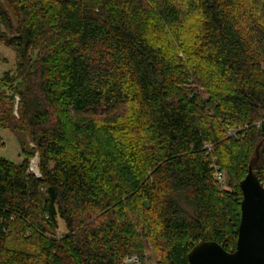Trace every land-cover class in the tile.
I'll return each mask as SVG.
<instances>
[{"label": "trees", "instance_id": "obj_1", "mask_svg": "<svg viewBox=\"0 0 264 264\" xmlns=\"http://www.w3.org/2000/svg\"><path fill=\"white\" fill-rule=\"evenodd\" d=\"M4 1L19 63L0 76V129L24 160L0 153V264L234 251L258 146L264 184V22L242 0Z\"/></svg>", "mask_w": 264, "mask_h": 264}, {"label": "water", "instance_id": "obj_2", "mask_svg": "<svg viewBox=\"0 0 264 264\" xmlns=\"http://www.w3.org/2000/svg\"><path fill=\"white\" fill-rule=\"evenodd\" d=\"M259 157L258 146L240 184L243 198L235 250L227 251L216 241L201 240L188 254L190 264H264V184L254 169Z\"/></svg>", "mask_w": 264, "mask_h": 264}, {"label": "rangeland", "instance_id": "obj_3", "mask_svg": "<svg viewBox=\"0 0 264 264\" xmlns=\"http://www.w3.org/2000/svg\"><path fill=\"white\" fill-rule=\"evenodd\" d=\"M242 1L247 6L248 12L251 14L250 20L252 21L251 24L253 25V28L257 31H261V27H262L261 22H264V0H242ZM0 2H3V4L5 3L4 0H0ZM8 11L11 13L9 14L12 16L11 8H8ZM258 18H261V20H258ZM12 20L14 25H18V20L16 18ZM5 29L6 27L2 25L0 22V30H5ZM180 55L183 56L182 54ZM18 63H19V57L17 56V53L12 48L7 47L6 45L0 43V76L4 75V73L8 70H12L15 72ZM20 101H21V97L19 95H15L14 104H13V115L17 118H19L18 110H19ZM0 136L3 138V141L5 142V147L0 151L1 155L5 158L17 162L23 161L24 157L21 156V148L15 135L9 130L0 129ZM30 144L32 147L35 146L33 142H31ZM36 157H38V159ZM34 160L36 161L38 160L37 161L38 170L40 173L38 154L31 159V163ZM35 174L37 175V173ZM40 174H38V176H40ZM58 222H59V229L57 231V234L59 237H62L69 231V229L66 225V222L62 218L59 217ZM146 258L147 261L145 264H157L158 257L156 255V252H154L153 250H150L149 252L146 253ZM121 263L123 264V259Z\"/></svg>", "mask_w": 264, "mask_h": 264}, {"label": "built area", "instance_id": "obj_4", "mask_svg": "<svg viewBox=\"0 0 264 264\" xmlns=\"http://www.w3.org/2000/svg\"><path fill=\"white\" fill-rule=\"evenodd\" d=\"M261 123H264V117L257 123L258 125H260ZM227 136L231 137V136H237L236 134V130L234 129H230V128H227ZM206 148H208L210 151L213 149L211 144H206L205 145ZM33 162L30 164V170L34 173H39V170H38V163H36V166H37V170L35 168H33ZM217 178L219 179V181L222 183V184H225V175L223 174V172L221 171H217ZM123 264H141V260L140 258L137 256V255H131V256H126L124 259H123Z\"/></svg>", "mask_w": 264, "mask_h": 264}, {"label": "bare ground", "instance_id": "obj_5", "mask_svg": "<svg viewBox=\"0 0 264 264\" xmlns=\"http://www.w3.org/2000/svg\"><path fill=\"white\" fill-rule=\"evenodd\" d=\"M36 158L38 159V157H36ZM36 158H35V159H36ZM37 161H38V160H37ZM37 161L34 160V162H33V168H35L36 170H37V166H36Z\"/></svg>", "mask_w": 264, "mask_h": 264}]
</instances>
